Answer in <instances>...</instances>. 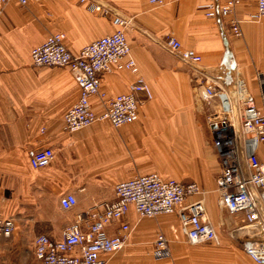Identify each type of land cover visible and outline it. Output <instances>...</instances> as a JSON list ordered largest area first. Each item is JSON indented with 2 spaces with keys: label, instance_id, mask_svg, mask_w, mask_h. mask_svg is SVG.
I'll return each instance as SVG.
<instances>
[{
  "label": "crops",
  "instance_id": "obj_1",
  "mask_svg": "<svg viewBox=\"0 0 264 264\" xmlns=\"http://www.w3.org/2000/svg\"><path fill=\"white\" fill-rule=\"evenodd\" d=\"M257 1L243 0L227 19L208 18L199 10L209 0H164L161 6L150 0H41L5 7L0 16V221L12 220L15 229L11 237L0 229V262L37 264L39 235L62 240L76 216L114 202L117 185L158 174L203 189L218 242L192 246L177 215L141 218L131 208L124 219L131 227L129 239L123 250L105 255L107 264H253L243 245L264 236L243 215L218 205L221 164L202 93L209 77L229 90L242 77L264 108V18L251 21ZM226 2L216 0L220 6ZM117 16L130 21L126 35L138 73L115 67L101 76L102 90L115 98L129 94L141 79L151 98L137 94V122L115 128L102 121L67 133L64 117L78 102L80 87L67 68L35 67L31 53L50 35L63 34L67 48L78 54L114 34ZM233 18L241 22L240 38L230 31ZM169 37L199 54L202 63L192 66L169 52ZM91 102L96 113L104 111L98 97ZM47 148L54 151V161L34 169L32 156ZM259 156L264 162L261 149ZM67 195L78 201L70 211L61 207ZM118 225L109 227V234ZM160 234L171 245L166 260L154 254Z\"/></svg>",
  "mask_w": 264,
  "mask_h": 264
},
{
  "label": "built area",
  "instance_id": "obj_2",
  "mask_svg": "<svg viewBox=\"0 0 264 264\" xmlns=\"http://www.w3.org/2000/svg\"><path fill=\"white\" fill-rule=\"evenodd\" d=\"M12 1L26 7L41 0H0V16ZM85 1V0H83ZM199 6L208 18L232 17L243 0H227L220 6L209 0ZM152 5H164V0H150ZM264 18V0L257 1V10L251 21ZM130 21L117 16V31L84 47L78 54L72 53L64 43L63 34H52L47 41L33 49L31 56L35 67L67 68L80 87L78 102L64 117V130L76 133L96 122H108L115 128L137 122L141 101L137 94L150 91L139 79L129 94L109 98L102 90L101 76L111 73L115 67L124 65L132 73H138L136 62L130 58L131 46L126 30ZM231 33L242 36L241 22L230 21ZM165 46L178 55L183 62L198 66L203 58L193 50H186L175 37L167 38ZM104 103V111L96 113L92 98ZM202 99L208 112V125L213 144L221 164L217 177L218 205L230 214H241L249 225H255L264 236V162L259 150L264 152V108H259L246 81L238 77L229 90L221 87L218 80L209 77L203 82ZM55 159L52 149H43L31 158L34 169L49 167ZM114 202L102 203L87 216L79 214L73 224L66 228L63 239L54 241L46 235L35 240L37 264H107L105 255L124 249L131 227L124 219L134 208L141 218L154 219L163 215H177L188 243L204 246L218 242V234L207 214L205 192L196 183H182L164 179L158 174L138 176L115 188ZM197 197L195 201L191 198ZM78 204L74 195L61 199V207L70 211ZM119 223L114 234L108 228ZM1 234L11 237L15 229L12 220L0 221ZM244 250L253 264H264V239L248 240ZM157 259L171 257L170 241L160 234L154 242ZM0 264H5L0 262Z\"/></svg>",
  "mask_w": 264,
  "mask_h": 264
},
{
  "label": "water",
  "instance_id": "obj_3",
  "mask_svg": "<svg viewBox=\"0 0 264 264\" xmlns=\"http://www.w3.org/2000/svg\"><path fill=\"white\" fill-rule=\"evenodd\" d=\"M229 57H230V54H229V55H227V58H229ZM227 58H226V59H227Z\"/></svg>",
  "mask_w": 264,
  "mask_h": 264
}]
</instances>
